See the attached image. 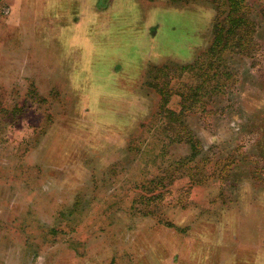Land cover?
<instances>
[{"label": "rangeland", "instance_id": "obj_1", "mask_svg": "<svg viewBox=\"0 0 264 264\" xmlns=\"http://www.w3.org/2000/svg\"><path fill=\"white\" fill-rule=\"evenodd\" d=\"M133 2L134 24L85 27L94 90H116L119 63L129 80L143 68L131 109L86 110L83 86L62 72L70 61L53 77L51 63L0 61V264L174 262L200 215L234 225L219 242L227 264H243L233 247L264 244V0L245 1L249 44L223 51L219 87L194 96L200 78L179 67L205 61L224 0ZM241 215L258 224L238 226Z\"/></svg>", "mask_w": 264, "mask_h": 264}, {"label": "crops", "instance_id": "obj_2", "mask_svg": "<svg viewBox=\"0 0 264 264\" xmlns=\"http://www.w3.org/2000/svg\"><path fill=\"white\" fill-rule=\"evenodd\" d=\"M134 1L143 11L151 9L142 6L139 0ZM85 3H88V6H85ZM4 5L8 7L6 9L1 7ZM0 7L4 10V12L0 10L1 62L13 60L22 63H51L53 66L47 69V75L53 77L57 71L55 63H58L59 67L60 62L70 61V65H63L62 72L66 77L75 76L78 84L83 86L80 91L82 97H79L85 102L81 103L94 116H101L117 107H121V110L133 107L128 98L132 97L143 68L138 76L129 80L128 71L120 68V59L117 58L116 62L119 63L117 67L122 78L117 80L115 91L106 90L101 85L98 86L99 89L94 90L95 87H92L85 76V27H92L93 33H97L100 29L104 32L105 29L115 28L119 20H124L122 27L128 18H131L134 24L137 20L129 15L130 10L127 11L128 8L134 7L133 0H0ZM49 22L51 24H48ZM97 27L100 29L97 30ZM14 44L17 46H12ZM54 49L56 54L52 56L50 50L54 51ZM62 72L60 71V74ZM2 75L4 76V73ZM113 94L116 96L112 97ZM125 95L128 104L121 103ZM105 99L111 101L110 105L103 104ZM55 130L60 134L58 128L55 127ZM64 131L66 136L74 133L69 128V122H66ZM65 145L69 146V143L65 142ZM56 153H66V148L57 149ZM213 216L216 221L217 216L215 214ZM230 216L223 215L220 221L234 222ZM191 219L196 221L191 223L186 236L177 245V261L164 260L163 264H227L228 260L223 257L226 253L221 252L219 242L221 243L222 237L225 239L227 236H237L233 233L234 225L219 226L212 219H201V215ZM247 220H252L256 226L259 218L241 215L237 221L238 226L246 224ZM250 243L248 246L233 247L234 255L241 254L239 261L243 264H264L262 239L258 242L252 239ZM259 249L262 250L261 255L258 254Z\"/></svg>", "mask_w": 264, "mask_h": 264}, {"label": "trees", "instance_id": "obj_3", "mask_svg": "<svg viewBox=\"0 0 264 264\" xmlns=\"http://www.w3.org/2000/svg\"><path fill=\"white\" fill-rule=\"evenodd\" d=\"M245 1L224 0L225 13L222 17L219 14L216 16L212 27L213 40L203 53L205 61H201L198 58L190 65H181L179 67V71L188 70L195 75L197 73L201 80V85L195 84L188 96L196 95L198 91L200 92L204 88L206 83L212 84L210 87L212 89L218 88L223 76H227L225 75L226 73L220 72L218 66V60L221 58L223 51L234 47L244 48L249 44L247 37L244 35L245 31L250 27ZM162 70L163 68L157 69V71ZM160 92L164 95L162 90ZM184 99H186L185 96L182 100Z\"/></svg>", "mask_w": 264, "mask_h": 264}]
</instances>
